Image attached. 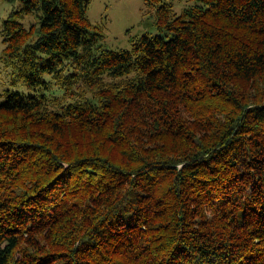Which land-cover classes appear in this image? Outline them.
<instances>
[{
  "label": "trees",
  "instance_id": "obj_1",
  "mask_svg": "<svg viewBox=\"0 0 264 264\" xmlns=\"http://www.w3.org/2000/svg\"><path fill=\"white\" fill-rule=\"evenodd\" d=\"M20 1L2 58L32 93L0 101V264H264V0H144L173 37L121 52L91 0Z\"/></svg>",
  "mask_w": 264,
  "mask_h": 264
},
{
  "label": "rangeland",
  "instance_id": "obj_2",
  "mask_svg": "<svg viewBox=\"0 0 264 264\" xmlns=\"http://www.w3.org/2000/svg\"><path fill=\"white\" fill-rule=\"evenodd\" d=\"M162 3L171 5L174 11L180 15L185 9L194 7L196 2L189 0H162ZM21 9V1L15 4L0 2V101L6 99L5 94L19 92L30 94L32 91L24 83H15L18 69L16 65H5L3 53L5 44V23L13 12ZM89 19L93 24L103 25L106 28L104 46L112 51H132L134 43L145 35L151 37L167 36L172 38V33L161 30L157 24L156 13L146 12L144 0H91L88 12ZM38 16H28L21 20L26 29H31L34 25L39 26ZM47 81L52 77H45ZM49 90L40 88L37 94L46 93ZM64 90L58 86L53 87L48 97H62ZM67 102H70L68 100Z\"/></svg>",
  "mask_w": 264,
  "mask_h": 264
}]
</instances>
